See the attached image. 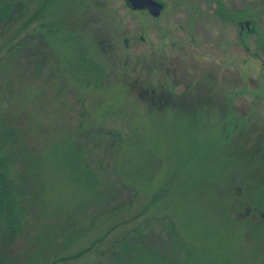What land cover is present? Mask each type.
<instances>
[{
  "label": "rangeland",
  "instance_id": "374dc122",
  "mask_svg": "<svg viewBox=\"0 0 264 264\" xmlns=\"http://www.w3.org/2000/svg\"><path fill=\"white\" fill-rule=\"evenodd\" d=\"M159 1H32L58 30L0 78L28 203L0 264H264V54L205 0Z\"/></svg>",
  "mask_w": 264,
  "mask_h": 264
},
{
  "label": "trees",
  "instance_id": "16d2710c",
  "mask_svg": "<svg viewBox=\"0 0 264 264\" xmlns=\"http://www.w3.org/2000/svg\"><path fill=\"white\" fill-rule=\"evenodd\" d=\"M32 1L0 0V64L2 65L0 78L3 82H7L6 86L10 93H14L16 89L15 85L18 76L24 77L23 74L26 71L27 64H31L27 60V64L25 61L21 62V59L31 58L32 53H34L35 58L40 57V53L46 45V36L58 30V26L55 23L47 24L41 19L42 15L40 12L42 7L35 9ZM68 34L70 33L68 32ZM144 89L146 90L145 87ZM10 101H12L11 98ZM4 115L6 114L0 111L1 137L11 146V141L14 140L11 139V134L8 132L11 127L6 124ZM15 118V116L12 117L10 122ZM12 126H14V123ZM118 136L124 138L121 133H118ZM113 138L115 141V137ZM107 205L110 206L111 201H107ZM27 209L26 198L22 203L17 200V190L11 179L9 165H7L5 157L1 156L0 152V231L2 235L13 236L19 232H24L28 216H26ZM133 228L135 230V227L132 226V232ZM136 229L138 230V228ZM127 246H123L124 251H128ZM5 260L8 261L5 262ZM5 260L1 264L16 261V256L13 255L12 258H5Z\"/></svg>",
  "mask_w": 264,
  "mask_h": 264
},
{
  "label": "water",
  "instance_id": "95a60500",
  "mask_svg": "<svg viewBox=\"0 0 264 264\" xmlns=\"http://www.w3.org/2000/svg\"><path fill=\"white\" fill-rule=\"evenodd\" d=\"M205 3L215 19L235 29L238 39L254 38L264 54V0H205ZM126 6L160 19L167 4L159 0H126Z\"/></svg>",
  "mask_w": 264,
  "mask_h": 264
}]
</instances>
